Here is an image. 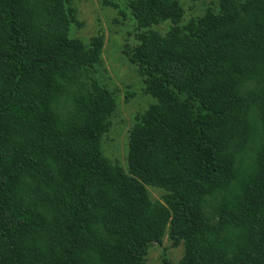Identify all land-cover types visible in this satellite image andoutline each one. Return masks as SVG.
Wrapping results in <instances>:
<instances>
[{
    "label": "trees",
    "instance_id": "16d2710c",
    "mask_svg": "<svg viewBox=\"0 0 264 264\" xmlns=\"http://www.w3.org/2000/svg\"><path fill=\"white\" fill-rule=\"evenodd\" d=\"M122 7L154 100L126 167L103 148L104 36H75L73 0H0V264H148L165 237L176 264H264V0Z\"/></svg>",
    "mask_w": 264,
    "mask_h": 264
},
{
    "label": "rangeland",
    "instance_id": "374dc122",
    "mask_svg": "<svg viewBox=\"0 0 264 264\" xmlns=\"http://www.w3.org/2000/svg\"><path fill=\"white\" fill-rule=\"evenodd\" d=\"M105 1H108L106 3ZM124 0H73L77 17L82 26L77 27L75 36L88 42L92 37L104 36L102 82L116 94L117 112L112 118L111 131L103 142L105 155L112 160L127 165L128 135L138 115L154 103L145 91V85L135 67L126 55V47L133 43L131 23L121 11ZM186 12V19L200 15L215 0L192 2L178 0ZM162 34L169 30L166 24L155 27ZM153 200L163 201L165 192L148 187ZM184 255V247L174 248L168 237L163 243L153 244L147 256L148 264H164L165 259L172 264L178 263Z\"/></svg>",
    "mask_w": 264,
    "mask_h": 264
}]
</instances>
